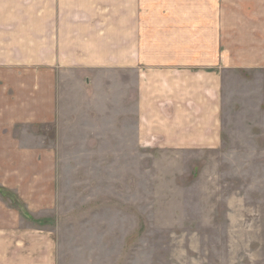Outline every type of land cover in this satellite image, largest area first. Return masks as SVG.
I'll return each mask as SVG.
<instances>
[{
  "label": "crops",
  "instance_id": "obj_1",
  "mask_svg": "<svg viewBox=\"0 0 264 264\" xmlns=\"http://www.w3.org/2000/svg\"><path fill=\"white\" fill-rule=\"evenodd\" d=\"M263 71L264 0H0V264L63 256L57 217L28 199L54 208L57 146H21L18 127L56 131L82 94L91 113L131 116L142 149L217 151L226 81Z\"/></svg>",
  "mask_w": 264,
  "mask_h": 264
},
{
  "label": "rangeland",
  "instance_id": "obj_2",
  "mask_svg": "<svg viewBox=\"0 0 264 264\" xmlns=\"http://www.w3.org/2000/svg\"><path fill=\"white\" fill-rule=\"evenodd\" d=\"M244 74L226 81L217 151L142 149L131 116L91 113L82 94L56 131L17 128L21 146H57L54 208L28 199L59 220L60 264H264V71Z\"/></svg>",
  "mask_w": 264,
  "mask_h": 264
}]
</instances>
